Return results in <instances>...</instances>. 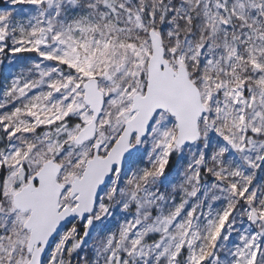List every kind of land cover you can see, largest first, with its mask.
Listing matches in <instances>:
<instances>
[{
    "label": "snow or ice",
    "instance_id": "snow-or-ice-1",
    "mask_svg": "<svg viewBox=\"0 0 264 264\" xmlns=\"http://www.w3.org/2000/svg\"><path fill=\"white\" fill-rule=\"evenodd\" d=\"M0 264H264V0H0Z\"/></svg>",
    "mask_w": 264,
    "mask_h": 264
}]
</instances>
